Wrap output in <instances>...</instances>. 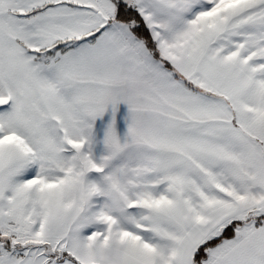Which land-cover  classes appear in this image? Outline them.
<instances>
[{
	"label": "snow or ice",
	"instance_id": "snow-or-ice-1",
	"mask_svg": "<svg viewBox=\"0 0 264 264\" xmlns=\"http://www.w3.org/2000/svg\"><path fill=\"white\" fill-rule=\"evenodd\" d=\"M0 264H264V0H0Z\"/></svg>",
	"mask_w": 264,
	"mask_h": 264
}]
</instances>
